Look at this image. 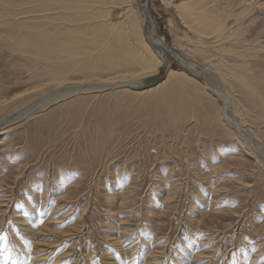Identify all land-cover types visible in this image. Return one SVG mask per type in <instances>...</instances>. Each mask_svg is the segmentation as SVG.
<instances>
[{
	"label": "rangeland",
	"instance_id": "rangeland-1",
	"mask_svg": "<svg viewBox=\"0 0 264 264\" xmlns=\"http://www.w3.org/2000/svg\"><path fill=\"white\" fill-rule=\"evenodd\" d=\"M15 1L0 0V32L26 31L20 18L41 16ZM122 1L89 2L107 26L119 27L129 6L142 14L136 2ZM184 1L149 0L145 31L154 27L193 62L264 148V0H217L227 13L244 10L242 31L223 43L187 26L176 10ZM0 48V254L22 264H264V165L225 121L209 129L197 96L201 89L199 99L218 110L214 91L174 60L167 66L188 76L175 81L179 95L168 99L152 87H130L150 75L164 81V66L135 72L109 63L88 78L61 58L50 70L29 53ZM241 70V88H231Z\"/></svg>",
	"mask_w": 264,
	"mask_h": 264
},
{
	"label": "bare ground",
	"instance_id": "bare-ground-1",
	"mask_svg": "<svg viewBox=\"0 0 264 264\" xmlns=\"http://www.w3.org/2000/svg\"><path fill=\"white\" fill-rule=\"evenodd\" d=\"M89 1L93 2L94 0H89ZM89 1L83 2V0H23V2H21L18 0V2H21L23 4L25 3L24 7H26V4L29 6L31 5V8L29 9V10L33 11L31 13H36V14L39 13V15L41 14V16L40 17L36 16L34 18L31 16L20 18V21L26 23V25L24 26L26 31H20L19 27L17 30L1 31L0 32V47L2 45L4 47L3 49H5V48L11 49V50L17 49V50H19V52L21 51V52L29 53L30 57L28 58V60L33 61V62H40L41 64H45L50 70L55 69L56 59L61 58V59L65 60L64 64L67 65V67L74 68V71H76L78 74L87 75V77H88V75L89 76H95L103 69L104 70L111 69L110 68L111 65L109 66V63L110 64L114 63L116 67H120V68H123L126 70H128V69L133 70L135 72H137V70H143L144 72H151L154 70V67L158 68L159 66H164V67H166V72H165L166 73L165 74L166 79L164 81L161 79L162 77L157 78V77L150 75L149 77L142 80L141 82H139V83L137 82L136 84L130 85V87L143 88V89H147V90H150V88L152 87L155 89L151 90V91H153V92H151V94H158V93H160L161 95L164 94L165 98H168V99H175V95L177 97L179 95V91L177 92V88H179L180 86L175 81L184 79V78H186L185 76H188V74H190V76L197 78L202 83L203 87L207 86L209 89L214 91L213 93L215 96L221 97L222 104H221L220 108L217 110L212 101H210V100L207 101L205 98H203L204 100L199 99L200 97L202 98V95H204L201 89H200V96L199 97L197 96V100H199L198 102L202 106H204V108L207 110L208 119L210 122V126H209L210 128L209 129L211 131H213L215 126L221 125V123L223 121H225L227 124L232 126L233 132L235 133L236 136H238V138L240 139L241 142L246 143L248 145H251L255 149V152L259 155V157L261 158L260 160H261L262 164L264 165V148L261 146V143L259 141L257 142L252 137L246 135L242 131V128H241L239 122L232 115H230V113H228L230 103H229V100L227 99V97L225 95L221 94V90L218 88H212L209 85L207 78L205 76H203V74L196 68L195 64L193 62L188 61L184 55L177 53V51L174 50L173 46L171 47V46L167 45L164 38L157 33V31H156V29H154V27L151 29V31L149 30L147 32L148 29L145 31V29L147 28V26H146L147 19H149V17H150L149 16V8L147 7V3L149 0H129V4L132 1L136 2L137 7L141 10L142 14H141V16H137L136 14L133 13L132 7L129 6L126 9L127 11L125 10L126 11L125 21H123V23H119V27L118 26H114V27L113 26H111V27L107 26V24H106L107 22L104 21L105 18L102 17L103 11L100 8L95 9L93 6L91 7V5H93V4L90 3ZM113 1L116 2L118 0H111V2H113ZM120 1H122V0H119V2ZM126 1L127 0H125V2ZM16 2L17 1H15V3ZM102 2H103V0H102ZM111 2L109 0V2H107V3H111ZM210 2H211V0H209V1H207V0H185L184 2H181L180 4L176 5V10H178V13H179L178 15L181 16L183 19H185L187 26L189 28L194 29L200 35L213 37V38H215V40H218L221 43L225 42L226 39H228L232 36H237L242 31L241 27H238L237 24H238L240 16L243 14L244 10H242L239 13H235V14L227 13L223 9L217 7V0H214L211 4H210ZM9 4H10V1H9ZM13 4H14V2H13ZM198 5H200V6L198 7ZM94 6H95V4H94ZM19 7H20V5H19ZM89 7H91V8H89ZM145 7L147 8L148 14H145L146 13L144 10ZM54 9H55L54 12H56V10H58V13H53L52 11ZM26 11H28V10H26ZM22 12H23V10H22ZM27 13H29V11ZM8 14H11V13H8ZM229 15H234V19L231 21V23H232L231 27H229L228 22H227ZM35 18L39 19V21H35L34 20ZM33 20L35 22H33ZM21 30H23V29H21ZM7 37H9L10 40H8ZM93 49L96 50V53H94V52L91 53V51H93ZM24 56H26V55H24ZM169 60L170 61L171 60L176 61L182 68H184V70L188 74L185 71L180 72V71H176V70L169 68L167 66ZM169 64H170V62H169ZM27 66L28 65H26V67ZM46 66H45V69H46ZM59 67H61V66H59ZM111 67H113V66H111ZM117 69H119V68H117ZM64 70H67V69H64ZM109 72H111V71H109ZM239 73H233V76H234L233 79L234 80L229 83L231 88H239V89L241 88L240 87L241 83H240L239 79L244 78L243 77L244 74H243L242 70H241L240 75H239ZM60 75H61V71H60V74H58L57 78H59ZM63 76H64V74H63ZM124 76H125V74H124ZM171 76L173 78V81H172V79H170ZM55 81H57V80H55ZM104 82H105V80H104ZM245 82H246V79H245ZM128 84H130V83H128ZM155 84H157V85L155 86ZM98 85H99V87H104V88L108 86L107 84H101V83H98ZM151 85H153V86H151ZM245 86H246V89L248 91L254 90L252 88V85H250L248 83H245ZM157 87H159L160 90ZM69 90L60 92L58 94V96H63L65 94H67L68 92H70ZM147 95H150V94L147 93ZM19 96H21V95H15V96L11 97V101L16 100ZM145 97H146V95H145ZM155 98H157V97H155ZM165 100H167V99H165ZM147 102H149V101L147 100ZM152 102H153V100H152ZM76 104H79V103H76ZM76 104H75V106H76ZM167 105L169 107H171L172 104H171V102H168ZM149 106H147V107H149ZM259 110L264 112V104L260 107ZM158 112H159V110H158ZM74 113H75V111H74ZM167 114L169 115L168 123H172V124L175 123L173 120L174 117H172L173 111H170V109H169V110H167ZM252 142H253V144H252ZM92 153H95V150H93ZM36 193H37V190H36ZM155 196H157V195H155ZM153 199L155 200V198H153ZM1 206H4V205H3V203L1 204V202H0V207ZM0 210H2V208ZM14 211H16V210H14ZM191 212H192V210H191ZM13 214H15V213H13ZM16 215H18V214H16ZM1 222H2V220H1ZM58 222H60V221H58ZM22 224H25V223H22ZM16 225H17V223H16ZM43 226H45V224ZM64 236H67V234ZM106 237H108V236H106ZM88 239H89V237L87 238V240ZM74 240H76V239H74ZM83 240H84V238H83ZM91 240H92V238H91ZM65 241H66V239H65ZM89 242H91V241H89ZM157 242H160V241H157ZM92 244L94 245V243H92ZM79 245H80V243H79ZM79 245H78V247H79ZM97 246H99V245H97ZM73 247H75V246H73ZM94 247H95V245H94ZM160 247H158V248H160ZM83 248H81V249H83ZM95 250H97V249H95ZM88 251L90 252L91 249L90 250L88 249ZM103 251H104V249H103ZM196 251H198V250H196ZM38 252H40V251H38ZM83 252H84V250H83ZM83 254H86V253H83ZM89 255H90V253H89ZM89 255H88V257H89ZM75 256H76V254H75ZM79 256L80 255H78L77 257H79ZM236 256H237V254H236ZM93 257H94V255H93ZM198 257H200V253H197L194 256V258H198ZM96 258L97 257H95V259ZM39 259L40 258L30 260L26 264H36L35 261H37ZM0 260L6 261L5 264H22V262H23V261L22 262L19 261V263H16L17 259L10 257L9 253L0 254ZM70 261H72V260H70ZM96 263L98 264L97 261H96ZM71 264H72V262H71ZM238 264H240V263H238Z\"/></svg>",
	"mask_w": 264,
	"mask_h": 264
},
{
	"label": "water",
	"instance_id": "water-1",
	"mask_svg": "<svg viewBox=\"0 0 264 264\" xmlns=\"http://www.w3.org/2000/svg\"><path fill=\"white\" fill-rule=\"evenodd\" d=\"M145 5H146V4H145ZM144 10H145V12H146L145 14H148V11H147V8H146V7H145V9H144Z\"/></svg>",
	"mask_w": 264,
	"mask_h": 264
}]
</instances>
